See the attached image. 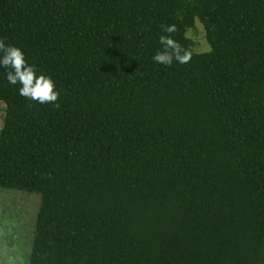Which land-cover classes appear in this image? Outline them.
I'll return each instance as SVG.
<instances>
[{
	"label": "trees",
	"instance_id": "16d2710c",
	"mask_svg": "<svg viewBox=\"0 0 264 264\" xmlns=\"http://www.w3.org/2000/svg\"><path fill=\"white\" fill-rule=\"evenodd\" d=\"M165 24L189 63L154 62ZM0 39L60 93L0 67V187L40 197L28 264H264V0H0Z\"/></svg>",
	"mask_w": 264,
	"mask_h": 264
},
{
	"label": "rangeland",
	"instance_id": "374dc122",
	"mask_svg": "<svg viewBox=\"0 0 264 264\" xmlns=\"http://www.w3.org/2000/svg\"><path fill=\"white\" fill-rule=\"evenodd\" d=\"M194 49L209 50L199 22L188 31ZM4 103L0 102V128L4 116ZM40 203L39 194L0 187V264H28L32 244L34 221Z\"/></svg>",
	"mask_w": 264,
	"mask_h": 264
},
{
	"label": "clouds",
	"instance_id": "9594fccd",
	"mask_svg": "<svg viewBox=\"0 0 264 264\" xmlns=\"http://www.w3.org/2000/svg\"><path fill=\"white\" fill-rule=\"evenodd\" d=\"M178 31L175 24L162 25L159 42L162 46L153 56L156 63L171 66L173 62L187 64L192 59V53L174 39L173 34ZM0 67L8 69L6 79L11 85H19V95L28 100L41 104L50 103L59 108L60 93L56 90L53 78L43 72L38 73L34 64H29L20 47L6 44L0 39Z\"/></svg>",
	"mask_w": 264,
	"mask_h": 264
}]
</instances>
